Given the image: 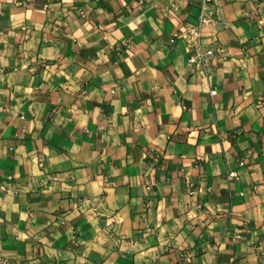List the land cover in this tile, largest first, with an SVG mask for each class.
<instances>
[{"label":"crops","instance_id":"1","mask_svg":"<svg viewBox=\"0 0 264 264\" xmlns=\"http://www.w3.org/2000/svg\"><path fill=\"white\" fill-rule=\"evenodd\" d=\"M209 6L201 77V0H0V264H264V0Z\"/></svg>","mask_w":264,"mask_h":264},{"label":"built area","instance_id":"2","mask_svg":"<svg viewBox=\"0 0 264 264\" xmlns=\"http://www.w3.org/2000/svg\"><path fill=\"white\" fill-rule=\"evenodd\" d=\"M201 1L202 10L199 16V22L176 32L173 35V39H183L186 41L188 61L196 66L197 73L201 77H207L211 72L217 56L215 44L217 42L218 30L214 26L216 20L209 6L214 0ZM210 92L215 94L216 88H212ZM236 176L237 172L235 170L229 173V177Z\"/></svg>","mask_w":264,"mask_h":264}]
</instances>
